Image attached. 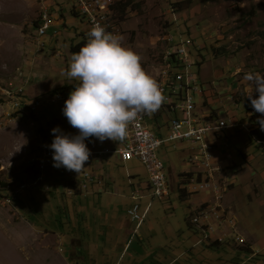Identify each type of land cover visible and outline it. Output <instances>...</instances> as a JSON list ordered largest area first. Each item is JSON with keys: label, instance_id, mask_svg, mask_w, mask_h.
I'll return each instance as SVG.
<instances>
[{"label": "rangeland", "instance_id": "374dc122", "mask_svg": "<svg viewBox=\"0 0 264 264\" xmlns=\"http://www.w3.org/2000/svg\"><path fill=\"white\" fill-rule=\"evenodd\" d=\"M114 1L105 0L107 5ZM123 1L130 6L123 15L115 12L119 36L139 54L142 67L159 86L168 75L172 35L173 44L187 42L191 57L200 63L191 68L200 81L218 83L216 111L248 124L249 132L228 128L225 141L216 142L218 147L223 144L218 151L228 163L217 176L222 178V202L232 208L245 244L230 236L220 245L198 243L200 234L189 217L199 212L203 200L212 204L214 196L209 191L180 196L179 174L192 169L186 163L191 152L186 141L165 143L158 150L170 190L160 199L147 189L140 211L149 202L151 206L137 230L126 213L134 203L128 177L146 182L144 167L137 160L122 162L115 153L97 160L95 181L80 195L68 193L69 170L52 166L45 187L25 191L11 204L4 202L8 191L31 175L27 161L39 137L50 144L51 129L57 126L78 133L62 113L64 101L51 103L50 98L56 88L78 82L64 73L71 46L87 39L89 29L79 33L87 24L71 13V0H0V264H264V144L249 135L256 127L251 122L259 124L261 114L242 92L249 89L246 72L264 73V0ZM43 10L50 26L38 36ZM9 83L24 91L19 109L3 94ZM33 99L42 103L35 113L27 109ZM162 110H157L161 116L156 121L152 114L145 120L151 130L157 132L160 126L167 133L168 116ZM243 153L251 158L247 167H242ZM215 231L223 237L217 223Z\"/></svg>", "mask_w": 264, "mask_h": 264}, {"label": "built area", "instance_id": "2783aa9c", "mask_svg": "<svg viewBox=\"0 0 264 264\" xmlns=\"http://www.w3.org/2000/svg\"><path fill=\"white\" fill-rule=\"evenodd\" d=\"M71 2L78 16L86 21L89 30L92 26L100 24L107 31L120 35V28L109 24V16H116V13L114 9H106L105 0H71ZM49 26V15L46 13V20L40 21L37 27L38 36L44 35ZM170 37L173 60H170L165 88L162 91L165 99L157 109H163L172 115L168 120L167 133L163 136L157 134L148 127L145 117L138 116L129 122L127 135L116 148H92V142L90 138H87L85 143L90 149V155L81 171L78 189L86 190L88 185L95 181V175L89 170L91 158L117 153L122 161L136 159L144 166L152 196L162 199L169 193L170 182L165 165L158 155V150L165 143L189 142L191 152L188 154L186 163L199 167V170L190 172V176L184 182L180 181V187L189 194L209 191L214 196L212 204L207 203L205 207L199 209L196 215L192 214L189 217V224L195 226L200 234L198 243L223 241L222 238L230 236L235 242L244 245L245 240L238 232L232 214L222 202L220 183L217 179V173L222 171V168L214 163L216 148L214 138L221 137L222 140H225L223 134L226 129L237 128L244 131V126L247 123L240 122L238 119L219 118L210 112H204L211 111L207 110L208 108L205 109V100H203L208 85L201 82L197 74L191 70L193 66H198L197 59L191 57L187 42L180 41L174 45L172 35ZM212 84L217 86L218 83L212 82ZM8 86V89L3 90V94L11 97V107L19 109L21 95L24 91L21 87L14 89L12 83H9ZM242 92L244 95L248 94L250 89ZM234 95L233 92L232 96ZM61 100L63 97L60 94H55L50 98L51 103ZM41 106L40 100L33 99L28 103L27 109L29 112L35 113ZM35 143L33 154L27 161V168L31 170V175L17 183L16 191H8L4 197V202L8 204L21 197L25 191L46 186L44 182L48 177L49 167L53 164L52 150L48 147L50 144L44 141L42 136ZM33 169H40V176H33ZM68 193H74V189H68ZM131 197L134 203L127 208L126 213L130 221L135 223L134 230H137L144 221L151 203L149 202L143 211H140V200L143 197L140 191H132ZM215 223L224 231L221 234L223 237L215 235Z\"/></svg>", "mask_w": 264, "mask_h": 264}, {"label": "clouds", "instance_id": "9594fccd", "mask_svg": "<svg viewBox=\"0 0 264 264\" xmlns=\"http://www.w3.org/2000/svg\"><path fill=\"white\" fill-rule=\"evenodd\" d=\"M64 74L78 81L62 108L68 123L78 133L68 134L54 127L48 147L54 167L77 173L89 159L87 138L123 140L129 122L155 112L165 99L157 81L142 67L139 54L100 24L91 27L86 43L72 53ZM243 79L248 82L247 97L254 112L261 114L257 122L264 131V73L249 71ZM253 90L258 93L255 98Z\"/></svg>", "mask_w": 264, "mask_h": 264}, {"label": "crops", "instance_id": "0c3cea01", "mask_svg": "<svg viewBox=\"0 0 264 264\" xmlns=\"http://www.w3.org/2000/svg\"><path fill=\"white\" fill-rule=\"evenodd\" d=\"M87 30H88V26H87V28L85 29V30H83V31H81V32H79V33H83V34H86V32H87ZM207 90L204 92V95H203V100H205V106H206V108L205 109H207V110H211V111H204V112H210V113H212L213 115H216L217 117H219V118H222V115L220 114V112L219 111H216L217 110V108H216V104H215V100L217 99V97H219V90L220 89H217V86H214L213 84H211V85H208L207 86ZM165 112V111H164ZM155 113V114H154ZM152 114V116H153V118L155 119V121L157 120V118L158 117H160L161 116V113H160V111H156V112H153V113H151ZM143 115H145L144 117H146V115L147 114H143ZM166 115L168 116V120H169V117H170V115L168 114V113H166ZM168 120H165V123H164V125H165V128H166V130H168ZM251 124H253L254 126H258L256 123H255V121H253V122H251ZM158 131L156 132L157 134H159V135H165L166 133H161L162 132V130H161V127L160 126H158ZM90 138V140H91V142H92V148H96V149H101V147L102 148H104V147H108V148H111V149H113V148H116L117 147V145L119 144V142L121 141V140H116V141H114V140H111V139H105V140H103V141H100L98 138H96V137H94V136H92V137H89ZM217 141H225V140H222V138L220 137V138H214V143H215V151H214V163H215V165H217V166H219V167H221L222 168V171H220V172H218L217 173V176H218V174L219 173H221V172H223L224 171V169H226L227 167H228V163L227 162H225V159H224V157L219 153V149L218 148H220V149H223L222 148V146H223V144H221V146L220 147H218V145L216 144V142ZM51 144V143H50ZM241 146H243V144L241 145ZM228 150L229 151H232V153L234 152V149H232V148H228ZM114 154V153H113ZM115 154H117V153H115ZM244 155H243V157H244V159H245V164H243L242 165V167H247L248 166V161L251 159L250 158V156H248L247 154H245V153H243ZM108 155H112V154H108ZM108 155H103V156H101V157H104V156H108ZM118 155V154H117ZM119 156V155H118ZM101 157H93V158H91V160H90V165H89V170L93 173V175H96L95 173H97V172H99V170H98V164H97V160L99 159V158H101ZM231 157V154L230 153H228V155H227V158H230ZM121 160V159H120ZM131 160H136V159H131ZM128 161H130V160H128ZM122 162H127V161H122ZM188 166H190V167H192V169L191 170H187V171H185V172H183V173H190V172H198V170H199V167L197 168V167H195V166H192V165H189V164H187ZM52 166H53V164L49 167V171H48V175L50 174V172H51V168H52ZM144 167V166H143ZM65 169V168H64ZM56 170V173L58 172L57 171V169H55ZM168 170H169V174L170 173H172V169L171 168H168ZM82 171V170H81ZM81 171L76 175V172L75 171H72V170H69L68 172H66L65 173V175H67V177H66V180L65 181H69V182H74L75 184L77 183V182H79V179H80V174H81ZM144 171H145V180H146V182H137V183H135L134 182V177H135V175H132V174H130V176L128 177V186H129V188H130V192L132 193V191H135V190H137V191H140V194L142 195V196H144V194L145 193H149V185H148V178H147V175H146V170H145V168H144ZM65 172V171H64ZM252 172H253V170H252ZM253 175V174H252ZM254 177V176H253ZM50 178V177H49ZM218 179V178H217ZM180 180H181V178H180ZM220 181H222V178L220 177V179H219ZM77 181V182H76ZM148 189V190H147ZM83 191H86V190H79V192L78 193H76L75 195H80V194H82L83 193ZM130 193V194H131ZM187 197V196H186ZM209 201L210 200H203L202 202H201V205H200V207H199V209L200 208H203V207H205L206 206V204L207 203H209ZM224 205V204H223ZM225 207H227L228 209H229V212L232 214V212H231V210H232V208L230 207V206H227V205H224ZM128 217V216H127ZM129 221H130V219H129ZM131 222V221H130ZM189 222V221H188ZM133 223V222H132ZM250 247V246H249ZM250 249V248H249Z\"/></svg>", "mask_w": 264, "mask_h": 264}, {"label": "trees", "instance_id": "16d2710c", "mask_svg": "<svg viewBox=\"0 0 264 264\" xmlns=\"http://www.w3.org/2000/svg\"><path fill=\"white\" fill-rule=\"evenodd\" d=\"M187 3V1H185ZM189 2V1H188ZM123 5V6H122ZM180 5V4H177ZM130 6V3L128 1H123V0H115L114 2H112V4L110 5L111 9H114L115 12L117 13H121L122 15L125 13L126 9ZM184 8V7H183ZM71 13L74 16H78V14L75 12L73 5H72V9H71ZM41 16V15H40ZM117 22V21H116ZM39 24H40V17H39ZM39 26V25H38ZM81 35V34H80ZM83 36V35H81ZM86 38L80 40L79 42H77L76 44L71 46V51L72 53L79 51V49L86 43ZM169 57L173 58V54L169 55ZM197 65H200V63H197ZM78 82H75L71 85L69 84H65L63 86H60L58 88H56L54 90L55 94H60L63 97V100L65 102V100L68 98L69 93L73 90L74 86L77 84ZM4 97H0V102H3ZM155 114V113H154ZM258 125V124H257ZM251 136V138L255 139V140H259L264 144V131L260 130V126H256L253 128L252 133L249 134ZM191 173H181L179 174V177L181 178V181L184 182V180L190 176ZM69 182V181H68ZM67 184V183H65ZM68 189H74V193L76 194L79 192V187L76 186V184L74 182H72V185L67 186ZM179 192H180V196L185 198L186 196L189 195V193H186L185 190L183 188H181L179 186L178 188ZM20 202V200L18 201ZM222 241H214L213 243H211L212 245H220ZM248 249V248H247ZM249 250V249H248Z\"/></svg>", "mask_w": 264, "mask_h": 264}, {"label": "bare ground", "instance_id": "6f19581e", "mask_svg": "<svg viewBox=\"0 0 264 264\" xmlns=\"http://www.w3.org/2000/svg\"><path fill=\"white\" fill-rule=\"evenodd\" d=\"M123 6V5H122ZM105 7H106V9H111V7H110V5L108 4L107 5V3L105 2ZM46 20V12H44V10H43V12L41 13V17H40V21H45ZM116 20L114 19V16H109V24L110 25H113L114 27H116ZM168 52V51H167ZM173 54V52H171V53H168V56H167V63H169V66H170V60H173V58L171 57H169V55H172ZM167 78V77H166ZM166 78H165V80L164 81H162V83L160 84V88H161V90L163 91L164 90V88H165V81H166ZM139 116H141V117H144L145 115H139ZM244 131H247V132H249L250 130L248 129V124H246L245 126H244ZM34 170V173H33V176H40V169H33ZM17 190V186L15 187V189H14V191H16Z\"/></svg>", "mask_w": 264, "mask_h": 264}]
</instances>
